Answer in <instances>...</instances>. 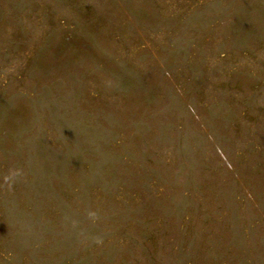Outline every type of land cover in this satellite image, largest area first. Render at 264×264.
<instances>
[{"label": "rangeland", "instance_id": "1", "mask_svg": "<svg viewBox=\"0 0 264 264\" xmlns=\"http://www.w3.org/2000/svg\"><path fill=\"white\" fill-rule=\"evenodd\" d=\"M0 264H264V0H0Z\"/></svg>", "mask_w": 264, "mask_h": 264}, {"label": "clouds", "instance_id": "2", "mask_svg": "<svg viewBox=\"0 0 264 264\" xmlns=\"http://www.w3.org/2000/svg\"><path fill=\"white\" fill-rule=\"evenodd\" d=\"M12 175H13V176H15V175H20V172H19V171L13 172ZM6 179H7V178H6Z\"/></svg>", "mask_w": 264, "mask_h": 264}]
</instances>
